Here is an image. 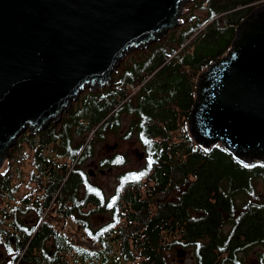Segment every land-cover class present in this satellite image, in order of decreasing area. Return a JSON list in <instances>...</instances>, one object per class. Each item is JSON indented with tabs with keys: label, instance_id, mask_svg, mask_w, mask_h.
<instances>
[{
	"label": "trees",
	"instance_id": "16d2710c",
	"mask_svg": "<svg viewBox=\"0 0 264 264\" xmlns=\"http://www.w3.org/2000/svg\"><path fill=\"white\" fill-rule=\"evenodd\" d=\"M263 3L193 0L179 18L186 26L129 54L109 85L85 90L58 123L16 139L8 161L20 164L14 154L23 152L32 168L29 184L37 181L45 191H26L36 213L27 223L15 203L20 180L12 173L21 172L0 169V247L7 264H184L175 260L181 248L193 258L196 252L191 264H208L211 238L259 230L264 204L257 205L253 182L264 166L244 164L219 144L203 150L186 119L197 76L228 51L237 25ZM124 120L122 138L134 139L143 158L138 167L122 169L123 154L101 157L99 170L119 169L106 195L81 165L95 155L97 142L117 135ZM93 212L108 220L91 225ZM48 213L71 221L89 246L75 243L64 226L45 218Z\"/></svg>",
	"mask_w": 264,
	"mask_h": 264
},
{
	"label": "water",
	"instance_id": "95a60500",
	"mask_svg": "<svg viewBox=\"0 0 264 264\" xmlns=\"http://www.w3.org/2000/svg\"><path fill=\"white\" fill-rule=\"evenodd\" d=\"M185 1L0 0V168L21 134L58 123L81 92L110 84L126 54L180 25ZM186 123L202 149L264 164V3L197 76Z\"/></svg>",
	"mask_w": 264,
	"mask_h": 264
},
{
	"label": "rangeland",
	"instance_id": "374dc122",
	"mask_svg": "<svg viewBox=\"0 0 264 264\" xmlns=\"http://www.w3.org/2000/svg\"><path fill=\"white\" fill-rule=\"evenodd\" d=\"M190 2H192V0H186L183 3L182 11H183V7L185 5H186V8H189ZM196 14L200 18L203 17V15H204L203 12H197ZM181 16H182V12H181L179 17H181ZM184 26H186L185 23L180 25V26L178 25L177 28L179 29V28L184 27ZM143 50H145V49H143ZM130 53L126 54L124 56V58L121 60V62ZM94 88L95 87H92L90 89H94ZM83 92H81L80 95ZM80 95L78 96V98L80 97ZM78 98H77V100L73 101L72 104H75L78 101ZM126 123H127V121L124 120L122 128L117 133V135H114V136L109 135L104 140L97 142L95 144V147H94L95 155L92 158L87 159L81 165L82 169L85 172H88L89 170H92L94 172V175L90 178L93 179L94 182L102 188V190L104 191V193L106 195H109L112 192L113 187L115 185V173L119 169L103 168L102 170L104 171V174H99L100 166H99L98 162H99V159L101 157H103L104 155L114 153V152H119V153L123 154L126 158V164H125V166L122 167V169L126 168L127 166L136 168L141 164V162L138 161V159L136 158V156L134 154L135 149H138L139 151H141V148L139 147L137 142L134 139L124 140V138H122L123 132L126 129ZM114 144L117 145L116 148L113 150H109L108 147L112 146ZM14 155H16V158L19 159L20 164H17L16 162H13V161L9 162L8 159L10 157H7L6 159H4L0 169L3 171L7 168L8 170L11 169L12 172L17 171V170L21 172V175H20V173L19 174H16L14 172L12 173L13 177L16 176L15 178L20 180V182L18 184V191H17L16 196L20 197V196L24 195L26 193V191L30 192L31 190H36V189L40 190L41 184H39L37 181L29 184L30 182H29L28 176L30 174V171L32 170V168L30 166V159L26 158L25 157L26 155H24L23 152L19 153L18 155L15 153ZM22 159H24V160H22ZM17 181L13 180L12 183H16ZM41 182H43V181H40V183ZM253 185H254V189L256 191V195H258V192H260L261 189H264L260 185L258 180L253 182ZM30 186H32V187H30ZM29 187L33 188V189L30 190V189H28ZM39 192H41V191L36 190L35 194H37ZM15 203L17 204V200L15 201ZM11 205H13V204L11 203ZM45 218H48L49 220L51 219L53 224L57 225L58 227L64 226V229L66 230V232L68 234H72L75 243H78V244H80L82 246H86V247L89 246V244L87 242L83 241L81 234L76 230L75 225H73V223L71 221L67 220V221H65V223H63V221H61V219H58L57 217H55L54 215H50L49 213L45 215ZM21 219L25 220L27 223H30V224H33L36 220L33 211L31 212L29 209H28V211L26 210L25 212L21 213ZM89 219H90L91 225L97 226V225H100V224L106 222L108 220V215L105 213L101 214L100 212H98V213L93 212L89 216ZM225 229H227V227H225ZM183 263L184 264H191L192 263V254H191L190 250L186 251V254L183 257ZM0 264H7V257L5 256V252H4L2 247H0Z\"/></svg>",
	"mask_w": 264,
	"mask_h": 264
},
{
	"label": "flooded vegetation",
	"instance_id": "af4514ba",
	"mask_svg": "<svg viewBox=\"0 0 264 264\" xmlns=\"http://www.w3.org/2000/svg\"><path fill=\"white\" fill-rule=\"evenodd\" d=\"M254 162L249 164H253ZM261 164L264 166L263 163ZM256 180H258L260 185L264 188V170L261 173V177ZM44 191L45 189H42L41 192L38 193V195L40 196ZM254 192L256 193L255 189ZM25 199V194L17 197L18 210L21 212H25L29 209L31 212L33 211L36 218L35 210L28 208V206L33 207L34 203L32 201L26 202ZM257 203V205L264 204V189H261L260 192H258ZM26 207L28 209H26ZM226 232H228V230ZM208 239V237H205L204 239H198L197 242L199 244L197 248H201L202 243H206ZM210 240L211 246L209 250L210 253H212L213 257L208 264H264V219L259 225V230L255 233L252 232L248 237H245L243 235H228L214 237ZM180 250L183 252H180V256H175V260H177L179 263H183V257L186 254V250L182 248ZM196 259L197 254L195 252L194 258L192 256V262Z\"/></svg>",
	"mask_w": 264,
	"mask_h": 264
},
{
	"label": "snow or ice",
	"instance_id": "6c2138e0",
	"mask_svg": "<svg viewBox=\"0 0 264 264\" xmlns=\"http://www.w3.org/2000/svg\"><path fill=\"white\" fill-rule=\"evenodd\" d=\"M151 164H152V161L151 160H149V163H148V167L150 168L151 167ZM249 165H245V167H248ZM146 173H143V172H141V173H139L138 175L139 176H143V175H145ZM109 207H111V205H109Z\"/></svg>",
	"mask_w": 264,
	"mask_h": 264
},
{
	"label": "bare ground",
	"instance_id": "6f19581e",
	"mask_svg": "<svg viewBox=\"0 0 264 264\" xmlns=\"http://www.w3.org/2000/svg\"><path fill=\"white\" fill-rule=\"evenodd\" d=\"M140 50H143V49H139V51H140ZM135 51H138V50H135ZM135 51H132V52H135ZM132 52H131V53H132ZM131 53H130V54H131ZM203 150H204V149H203Z\"/></svg>",
	"mask_w": 264,
	"mask_h": 264
}]
</instances>
